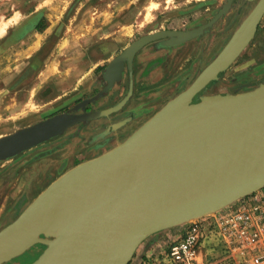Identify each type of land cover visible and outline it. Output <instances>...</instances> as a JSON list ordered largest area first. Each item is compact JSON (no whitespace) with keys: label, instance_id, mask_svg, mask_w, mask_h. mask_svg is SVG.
<instances>
[{"label":"water","instance_id":"water-1","mask_svg":"<svg viewBox=\"0 0 264 264\" xmlns=\"http://www.w3.org/2000/svg\"><path fill=\"white\" fill-rule=\"evenodd\" d=\"M227 0L206 23L161 30L134 40L106 66L105 96L126 66V95L105 109L71 111L0 136V161L68 128L109 116L132 94V60L146 44L171 47L203 35L230 8ZM264 14L258 0L214 59L122 141L71 166L0 228V264L44 246L29 264H128L149 236L228 206L264 187V83L236 93L194 97L233 62L253 38ZM80 110V111H79ZM110 124L104 134L126 123Z\"/></svg>","mask_w":264,"mask_h":264},{"label":"rangeland","instance_id":"rangeland-1","mask_svg":"<svg viewBox=\"0 0 264 264\" xmlns=\"http://www.w3.org/2000/svg\"><path fill=\"white\" fill-rule=\"evenodd\" d=\"M256 1L233 0L228 12L198 38L165 48L158 41L146 44L136 52L132 64V94L118 111L74 125L0 164L37 151L32 157L34 161L42 160L35 168L47 170L45 187L74 164L122 141L194 80ZM225 2L0 0V136L71 111L85 99H93L86 110L113 106L128 91L126 69L105 96L97 94L106 84L102 73L115 56L143 35L196 28L208 22ZM41 18L42 23L36 27ZM257 26L241 54L201 95L242 92L264 83V15ZM124 119L127 121L123 126L103 133L110 124ZM1 223L0 219V228ZM180 230L181 226L172 227L147 237L128 264L152 260L179 239ZM43 248L36 244L2 264H29ZM202 253L209 260L214 259L217 250Z\"/></svg>","mask_w":264,"mask_h":264},{"label":"built area","instance_id":"built-area-1","mask_svg":"<svg viewBox=\"0 0 264 264\" xmlns=\"http://www.w3.org/2000/svg\"><path fill=\"white\" fill-rule=\"evenodd\" d=\"M202 250H217L205 259ZM142 264H264V187L181 225L180 237Z\"/></svg>","mask_w":264,"mask_h":264},{"label":"crops","instance_id":"crops-1","mask_svg":"<svg viewBox=\"0 0 264 264\" xmlns=\"http://www.w3.org/2000/svg\"><path fill=\"white\" fill-rule=\"evenodd\" d=\"M36 153L34 150L6 164H0V192L4 189L0 200L2 227L11 222L46 184L47 170L35 168L42 161L33 160L32 154ZM32 168H35L33 172Z\"/></svg>","mask_w":264,"mask_h":264},{"label":"flooded vegetation","instance_id":"flooded-vegetation-1","mask_svg":"<svg viewBox=\"0 0 264 264\" xmlns=\"http://www.w3.org/2000/svg\"><path fill=\"white\" fill-rule=\"evenodd\" d=\"M232 2H233V1H232ZM231 4H232V3H231ZM221 7H222V6H221ZM230 8H231V5H230ZM230 8H229V9H230ZM217 12H218V11H217ZM214 15H215V14H214ZM222 16H223V15H222ZM222 16H221V17H222ZM221 17H220V18H221ZM257 28H258V26H257ZM185 30H186V29H185ZM256 30H257V29H256ZM155 32H156V31H155ZM206 32H207V30H206ZM203 35H204V34H203ZM201 36H202V35H201ZM199 37H200V36H199ZM196 38H198V37H196ZM193 39H195V38H193ZM191 40H192V39H191ZM160 41H161V40L158 41L159 44H160ZM189 41H190V40H189ZM154 42H155V41H154ZM186 42H187V41H186ZM150 43H152V42H150ZM183 43H185V42H183ZM148 44H149V43H148ZM181 44H182V43H181ZM178 45H180V44H178ZM174 46H177V45H174ZM171 47H172V46H171ZM162 48H165V47L162 46ZM135 55H136V54H135ZM135 55H134V57H133L132 64H133V62H134V60H135ZM124 69H126L127 79H128V85H129V72H128V69H127L126 66L124 67ZM124 69H123V71H124ZM123 71H122V74H123ZM122 74H121V77H122ZM120 79H121V78H120Z\"/></svg>","mask_w":264,"mask_h":264},{"label":"bare ground","instance_id":"bare-ground-1","mask_svg":"<svg viewBox=\"0 0 264 264\" xmlns=\"http://www.w3.org/2000/svg\"><path fill=\"white\" fill-rule=\"evenodd\" d=\"M226 1H227V0H226ZM257 2H258V0L256 1V3H257ZM256 3H255V4H256ZM253 7H254V6H253ZM250 11H251V10H250ZM227 12H228V11H227ZM263 15H264V14H263ZM263 15H262V17H263ZM262 17H261V18H262ZM156 32H157V31H156ZM152 33H155V32H152ZM152 33H149V34H152ZM254 35H255V34H254ZM253 37H254V36H253ZM248 44H249V43H248ZM127 47H128V46H127ZM127 47H126V48H127ZM244 49H245V48H244ZM244 49H243V50H244ZM243 50H242V51H243ZM240 54H241V53H240ZM240 54H239V55H240ZM239 55H238V56H239ZM238 56H237V57H238ZM237 57H236V58H237ZM236 58H235V59H236ZM213 59H214V58H213ZM213 59H212V60H213ZM235 59H234V60H235ZM212 60H211V61H212ZM234 60H233V62H234ZM211 61H210V62H211ZM210 62H209V63H210ZM233 62H232V63H233ZM209 63H208V64H209ZM232 63H231V64H232ZM208 64H207V65H208ZM231 64H230V65H231ZM207 65H206V66H207ZM230 65H229V66H230ZM229 66H228V67H229ZM228 67H227V68H228ZM227 68H226V69H227ZM203 69H204V68H203ZM203 69H202V70H203ZM202 70H201V71H202ZM201 71H200V72H201ZM200 72H199V73H200ZM195 78H196V77H195ZM195 78H194V79H195ZM192 82H193V81H192ZM192 82H191V83H192ZM191 83H190V84H191ZM190 84H189V85H190ZM189 85H188V86H189ZM188 86H187V87H188ZM187 87H186V88H187ZM37 122H38V121H37ZM35 123H36V122H35ZM30 125H31V124H30ZM18 129H20V128H18ZM18 129H16V130H18ZM16 130H15V131H16ZM5 135H6V134H5ZM3 136H4V135H3ZM239 199H241V198H239ZM215 212H216V211H215ZM213 213H214V212H213ZM210 214H212V213H210ZM202 217H204V216H202ZM200 218H201V217H200ZM197 219H199V218H197ZM191 220H195V219H191ZM191 220H189V221H191ZM35 245H36V244H35Z\"/></svg>","mask_w":264,"mask_h":264},{"label":"trees","instance_id":"trees-1","mask_svg":"<svg viewBox=\"0 0 264 264\" xmlns=\"http://www.w3.org/2000/svg\"><path fill=\"white\" fill-rule=\"evenodd\" d=\"M42 21H43V19L41 18V19L38 21V23L36 24V27H38V26L40 25V23H42ZM208 86H209V85H207L204 89H206ZM204 89H203V90H204ZM203 90H202V91H203ZM202 91L194 97L193 102L198 101L199 95H201Z\"/></svg>","mask_w":264,"mask_h":264}]
</instances>
